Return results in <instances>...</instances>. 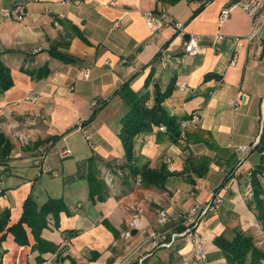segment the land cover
Returning a JSON list of instances; mask_svg holds the SVG:
<instances>
[{"label":"crops","instance_id":"0c3cea01","mask_svg":"<svg viewBox=\"0 0 264 264\" xmlns=\"http://www.w3.org/2000/svg\"><path fill=\"white\" fill-rule=\"evenodd\" d=\"M18 1L0 0V10ZM73 1L78 3L30 1L21 22L0 16V60L13 82L0 93V133L12 144L0 163V210H9V227L19 220L27 197L39 208L54 199L67 209L59 214L57 226L49 216L41 232L56 252L39 255L25 227V246L10 233L0 235V264H43L54 255L51 264H137L143 257V264H180L184 259L197 264L191 245L182 239L171 250L154 249L144 232L121 240L125 207L145 200L153 228L179 230L188 210L208 200L232 171L221 189V208L198 228L206 264H226L214 240L231 238L235 230L252 236L260 226L242 193L259 163L252 149L264 129V26L256 40L248 41L251 21L238 7L240 0ZM149 11L171 15L183 24L184 36L168 28L151 33L143 18ZM222 11L228 12L224 20ZM190 35L198 38L193 57L184 54ZM38 72L40 78L31 75ZM171 83L172 91L162 102L167 116L182 121L196 115L199 123L185 130L186 141L173 143L161 129L138 136L134 145L138 167H164L171 174L164 187L145 186L137 176L123 181L122 193L106 188L104 200L92 203L85 180L88 161L94 158L98 171L125 163L118 134L129 107L118 91L148 92L150 106L153 95ZM12 124L31 136L27 146L12 138ZM40 148L45 152L43 168L56 176L36 166ZM64 148L70 150L67 157ZM159 210L166 212L164 225L157 221Z\"/></svg>","mask_w":264,"mask_h":264},{"label":"trees","instance_id":"16d2710c","mask_svg":"<svg viewBox=\"0 0 264 264\" xmlns=\"http://www.w3.org/2000/svg\"><path fill=\"white\" fill-rule=\"evenodd\" d=\"M64 60H69L63 58ZM33 73V72H32ZM36 78H40L42 74L38 72ZM208 76L205 77V79ZM13 85L10 71L0 60V93L9 90ZM172 91V83L167 86L164 92L158 91L153 95L152 104L148 102L151 98L148 92L142 95L133 94L128 88L121 89L118 94L127 103L129 110L121 119V129L118 134L122 147L124 149L125 163L121 168L126 169L131 178L140 176L141 182L145 186H154L162 189L166 179L171 175L164 167L159 170H152L148 165L138 167L136 165L137 158L134 155V145L138 136H146L154 131H164L170 135L173 143L179 140L180 126L176 118L169 117L162 108V102L170 95ZM57 137L52 138L56 141ZM183 141H186L183 140ZM12 150L11 142L0 133V163L6 161ZM259 155V163L252 169L250 173V184L252 186V205L256 211L257 221L260 222L264 231V129H262L258 142L252 149ZM202 177L201 173L197 174ZM225 177L217 190L221 189L226 182ZM85 180L88 186V199L94 203L103 201L106 191L105 183L99 177V171L95 164V159L88 161V170L85 174ZM215 190V191H217ZM65 204L61 200L49 199L40 208L30 198L27 197L22 205V213L17 223L7 227L9 221V210L0 213V235L4 232L10 233L14 241L21 246L28 245V237L25 227H27L36 241L35 249L39 255L44 253L56 252L54 244L49 243L41 238V232L47 228L49 216L57 226L59 214L66 212ZM3 236L0 237V244ZM214 245L222 252L226 264H259L264 263V251L257 248L251 236L235 230L231 238L220 236L214 240ZM1 249V245H0Z\"/></svg>","mask_w":264,"mask_h":264},{"label":"built area","instance_id":"2783aa9c","mask_svg":"<svg viewBox=\"0 0 264 264\" xmlns=\"http://www.w3.org/2000/svg\"><path fill=\"white\" fill-rule=\"evenodd\" d=\"M34 0H20L16 2L12 7L0 10V16L3 19L11 20L13 22H21L24 18L25 7L28 2ZM61 4H77L78 1L72 0H58ZM238 7L249 17L251 21V33L248 36V41H254L258 38L259 32L264 26V0H240ZM228 17L227 11H222L220 14V19L224 20ZM145 26L147 29L154 33L161 28H168L174 35L184 36V26L183 24L177 22L171 15L161 12H145L143 15ZM199 50L198 38L195 35L188 36L185 47L184 54L190 57L197 55ZM87 76V72L85 73ZM181 91H187L185 86L180 87ZM31 103L36 102V97H31L29 99ZM230 106L236 109L238 106L234 101L229 102ZM96 102L92 103V106H96ZM30 124L34 123V119L28 118ZM199 118L196 115H192L189 119L180 121V133L179 140H185V130L191 124H198ZM79 125V124H78ZM18 124H12L9 128L13 130L12 138L16 140L21 146L27 145L31 141V136L24 131L18 130ZM78 129L83 132L85 139L90 143V136L87 131L78 126ZM239 151H243V148H239ZM40 158L36 160V166L40 169V172L45 174H51L56 176V172L49 168H43L42 159L45 154L42 148L39 149ZM62 155L67 157L70 155V150L64 148ZM169 162V160H168ZM105 180L107 185L112 189V183L114 178L111 176L110 172H105ZM140 181L138 177L137 182ZM248 187H250L248 185ZM247 187V189H248ZM222 189V188H221ZM221 189L213 191L210 198L202 203L194 204L188 212L185 214L182 222L179 224V230H157L153 228L146 218V201L139 200L125 207V214L127 216L126 229L121 232L120 239L123 241H128L132 237V232H144L146 239L152 244L154 249H164L171 250L175 246V242L179 239L187 241L191 245L193 252V260L197 264H206V254L203 249V242L198 238V228L203 222V220L209 216L217 214L221 205L223 203ZM252 192V191H251ZM250 198L251 194H246ZM1 213V210H0ZM168 218L164 210L157 211V221L160 225H164ZM57 257L54 255L50 259H47L43 264H51L53 258ZM146 257H143L137 264H143ZM180 264H191L189 260L184 259Z\"/></svg>","mask_w":264,"mask_h":264},{"label":"rangeland","instance_id":"374dc122","mask_svg":"<svg viewBox=\"0 0 264 264\" xmlns=\"http://www.w3.org/2000/svg\"><path fill=\"white\" fill-rule=\"evenodd\" d=\"M17 143V142H16ZM27 146V145H26ZM123 164L121 165H109V166H104L103 168H100L99 169V177L100 179L105 183L106 187L108 190L110 191H117L119 193H122L120 191V186H123V181H128L129 179H132L128 173V171L126 169H123L121 168V166H123ZM101 171V172H100ZM105 172H110L111 173V176L114 178L113 180V183H112V186L113 188L111 189L109 187V185H107L106 183V180H105ZM232 173V171L230 172ZM227 176H229V174ZM139 177V176H138ZM250 177V176H249ZM248 177V178H249ZM138 179V178H137ZM250 179V178H249ZM248 179V181L246 182V185H245V192L242 193V198L243 199H246L248 201V203H250L251 205L253 204L252 203V186L250 184V180ZM264 184V180H261ZM81 184V183H80ZM248 185L250 187H248ZM248 187V189H247ZM222 191V190H221ZM250 193L251 196L250 198L245 196L246 194ZM250 201V202H249ZM253 206V205H252ZM250 235V234H249ZM251 236V235H250ZM254 240V243L255 245L257 246V248L261 249L264 251V231L262 230L261 228V225L256 229L255 231L252 232V236H251Z\"/></svg>","mask_w":264,"mask_h":264},{"label":"water","instance_id":"95a60500","mask_svg":"<svg viewBox=\"0 0 264 264\" xmlns=\"http://www.w3.org/2000/svg\"><path fill=\"white\" fill-rule=\"evenodd\" d=\"M133 234L135 233V231L132 232Z\"/></svg>","mask_w":264,"mask_h":264}]
</instances>
